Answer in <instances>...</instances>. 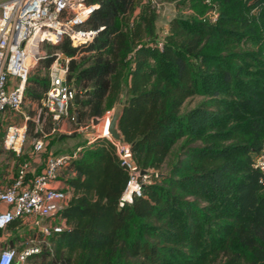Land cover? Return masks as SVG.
<instances>
[{
  "label": "trees",
  "instance_id": "obj_1",
  "mask_svg": "<svg viewBox=\"0 0 264 264\" xmlns=\"http://www.w3.org/2000/svg\"><path fill=\"white\" fill-rule=\"evenodd\" d=\"M205 1L178 0L193 14L171 19L159 37L149 3L86 0L96 6L83 27L97 31L93 40L44 45L23 96L39 108L41 128L28 122L26 137L55 129L41 101L61 54L80 92V124L122 106L117 130L136 165L154 174L141 197L120 207L126 172L106 140H84L66 179L67 229L40 243L28 263L264 264V187L252 167L264 148V0H209L215 23L203 19ZM194 97L201 101L183 110ZM19 229L15 221L5 231ZM1 245L17 247L14 239Z\"/></svg>",
  "mask_w": 264,
  "mask_h": 264
},
{
  "label": "built area",
  "instance_id": "obj_2",
  "mask_svg": "<svg viewBox=\"0 0 264 264\" xmlns=\"http://www.w3.org/2000/svg\"><path fill=\"white\" fill-rule=\"evenodd\" d=\"M137 2L158 8L157 0ZM205 4L208 10L203 19L215 23L217 8L209 0ZM95 8L86 0H0V135L5 121L12 115L22 114L26 82L30 72L45 55L44 45L57 44L62 39H68L76 48L90 43L97 31H87L83 27ZM69 62V58L58 54L51 65L50 85L41 107L51 116L55 130L58 126L64 128L65 124H73L74 133L84 136L86 146L97 139H104L112 146L128 177L118 205L131 204L133 198L141 197L143 187L150 183L154 173L141 170L136 165L130 145L118 130V138L111 135L114 109L106 111L100 118L89 120L88 124L76 123L74 99L77 93L80 96V92L67 81ZM23 119V124L13 131L26 137L28 122H34L36 131L40 130L37 118ZM3 146L16 156L23 154L8 138ZM79 151L80 148L70 156H55L46 151L44 142L38 138L33 141L32 151L26 153L27 158L17 165L11 178L0 180V232L18 221L20 227L34 236L19 252L2 246L3 241H0V264H29L30 257L40 253V243L67 229L60 213L72 197V189L66 179L74 176L70 165L78 158ZM252 167L261 174L260 183L264 187V148L254 159Z\"/></svg>",
  "mask_w": 264,
  "mask_h": 264
},
{
  "label": "rangeland",
  "instance_id": "obj_3",
  "mask_svg": "<svg viewBox=\"0 0 264 264\" xmlns=\"http://www.w3.org/2000/svg\"><path fill=\"white\" fill-rule=\"evenodd\" d=\"M178 1V0H177ZM177 1L166 2L163 0H157L158 2V22L156 24V29L158 36L161 37L168 26V23L173 18H180L184 16H189L193 14L191 9L186 6L177 7ZM126 85V82H124ZM201 101L200 97H194L189 100L183 107V110H189L196 106ZM113 111V110H112ZM22 114L12 115L11 118L3 123L2 133L0 135V180L4 178H11L12 173L15 171L16 166L19 164L13 156L9 155L6 151L3 144L5 139L13 141L16 144V149H19L23 154L29 153L32 151L33 137L21 136L13 129L17 130L23 124V117H29V119H36L39 108L35 105L30 104L29 102H23L21 106ZM86 124L89 121L85 122ZM75 127L73 124H65L64 128L58 126V129L51 130L49 133H43L39 137L45 144L46 151L54 154L55 156H70L75 151L80 148L79 146L83 144L84 136L82 134L74 133ZM58 140H63L61 143H58ZM8 144L6 143V146ZM176 152L174 151L170 158L168 159L166 165L163 167L162 171H166L170 164L175 160ZM28 232L24 227L16 230L14 232L2 231L0 232V241H5L9 239H14L16 241V249H21L24 243L20 242L17 238L26 236ZM18 252V251H17ZM34 262V261H32ZM34 263L40 264V261L37 260ZM30 264V263H29ZM33 264V263H32Z\"/></svg>",
  "mask_w": 264,
  "mask_h": 264
},
{
  "label": "water",
  "instance_id": "obj_4",
  "mask_svg": "<svg viewBox=\"0 0 264 264\" xmlns=\"http://www.w3.org/2000/svg\"><path fill=\"white\" fill-rule=\"evenodd\" d=\"M80 103V96L79 94L77 93L76 96H75V99H74V105L77 107ZM122 106H117L114 110H113V116H112V119H111V123H110V133L111 135L114 137V138H118V134H117V123L122 115ZM74 114L76 116V123L77 124H80V116L78 114V111L77 109L74 110Z\"/></svg>",
  "mask_w": 264,
  "mask_h": 264
}]
</instances>
